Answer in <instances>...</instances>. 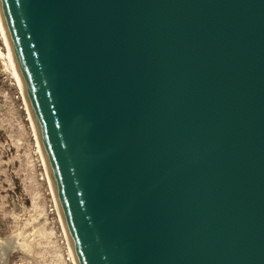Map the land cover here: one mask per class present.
<instances>
[{"label":"water","instance_id":"obj_1","mask_svg":"<svg viewBox=\"0 0 264 264\" xmlns=\"http://www.w3.org/2000/svg\"><path fill=\"white\" fill-rule=\"evenodd\" d=\"M77 264H264V0H0Z\"/></svg>","mask_w":264,"mask_h":264},{"label":"rangeland","instance_id":"obj_2","mask_svg":"<svg viewBox=\"0 0 264 264\" xmlns=\"http://www.w3.org/2000/svg\"><path fill=\"white\" fill-rule=\"evenodd\" d=\"M0 264H75L1 20Z\"/></svg>","mask_w":264,"mask_h":264},{"label":"bare ground","instance_id":"obj_3","mask_svg":"<svg viewBox=\"0 0 264 264\" xmlns=\"http://www.w3.org/2000/svg\"><path fill=\"white\" fill-rule=\"evenodd\" d=\"M0 20H1V27H2V31H3V35H4V37H5V41H6V43H7V47H8V54H9L10 68H11V70H12V72H13L14 77H15V78L17 79V81H18L19 87H20L21 92H22V95H23V97H24V101H25V104H26V108H27V110H28L29 118H30L31 123H32V126H33V128H34V134H35V137H36V140H37L38 148H39V151H40V153H41V155H42V150H41V146H40V143H39V139H38V136H37V133H36V130H35V127H34L33 121H32V117H31V114H30V111H29V107H28V104H27V101H26L25 93H24V90H23V87H22V84H21V81H20V77H19L18 71H17V67H16L15 59H14V56H13V53H12V49H11V45H10V42H9V39H8L7 31H6V29H5V26H4V23H3L2 17H1V13H0ZM42 158H43V155H42ZM43 161H44V159H43ZM44 165H45V162H44ZM45 167H46V165H45ZM46 170H47V169H46ZM48 176H49V175H48V172H47V177H48ZM48 180H49V177H48ZM49 182H50V180H49ZM50 186H51V185H50ZM51 189H52V187H51ZM52 193H53V189H52ZM53 195H54V193H53ZM54 198H55V197H54ZM55 202H56V204H57L56 199H55ZM57 209H58V212H59V215H60V211H59L58 205H57ZM60 218H61V215H60ZM61 221H62V219H61ZM62 224H63V221H62ZM63 227H64V225H63ZM64 230H65V229H64ZM65 233H66V231H65ZM66 236H67V234H66ZM67 239H68V237H67ZM68 242H69V240H68ZM69 245H70V243H69ZM70 248H71V246H70ZM71 251H72V249H71ZM72 253H73V251H72ZM73 257H74V260H75V264H77V263H76V259H75L74 254H73Z\"/></svg>","mask_w":264,"mask_h":264}]
</instances>
